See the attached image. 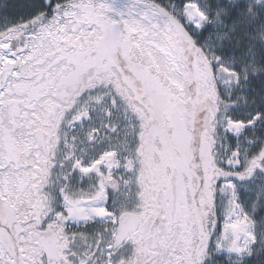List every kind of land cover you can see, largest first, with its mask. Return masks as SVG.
Wrapping results in <instances>:
<instances>
[{
	"label": "snow or ice",
	"instance_id": "obj_1",
	"mask_svg": "<svg viewBox=\"0 0 264 264\" xmlns=\"http://www.w3.org/2000/svg\"><path fill=\"white\" fill-rule=\"evenodd\" d=\"M0 264H264V0H0Z\"/></svg>",
	"mask_w": 264,
	"mask_h": 264
}]
</instances>
